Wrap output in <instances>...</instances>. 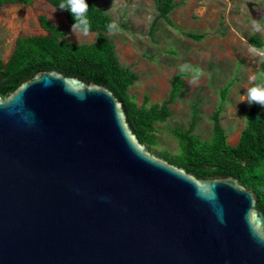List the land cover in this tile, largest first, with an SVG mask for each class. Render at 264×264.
Here are the masks:
<instances>
[{"label":"water","instance_id":"obj_1","mask_svg":"<svg viewBox=\"0 0 264 264\" xmlns=\"http://www.w3.org/2000/svg\"><path fill=\"white\" fill-rule=\"evenodd\" d=\"M258 203L149 154L106 86L39 70L0 97V264H264Z\"/></svg>","mask_w":264,"mask_h":264},{"label":"rangeland","instance_id":"obj_2","mask_svg":"<svg viewBox=\"0 0 264 264\" xmlns=\"http://www.w3.org/2000/svg\"><path fill=\"white\" fill-rule=\"evenodd\" d=\"M98 4L118 21L119 29L106 36L115 46L120 66L137 76L128 95L138 107L167 101L175 76L183 83L181 95L169 106L170 117L156 124L158 145L149 154L171 158L177 153L173 132L189 128L194 104L201 112L194 135L210 140L211 117L226 88L219 119L228 144L237 145L249 110L247 101H241L246 89L264 79V47L255 48L250 42L257 37L264 43V0H175L176 8L169 16L173 26L158 19L155 0H98ZM40 15L62 30L69 43L92 44L96 40V33H72L66 16L44 0L29 7L4 5L0 8V58L4 62L18 37L47 34L40 26ZM253 21L259 22V31ZM185 33L202 38L192 39ZM184 64L203 71L196 84L190 82L191 70L181 71L179 66ZM255 105L264 112V106Z\"/></svg>","mask_w":264,"mask_h":264},{"label":"trees","instance_id":"obj_3","mask_svg":"<svg viewBox=\"0 0 264 264\" xmlns=\"http://www.w3.org/2000/svg\"><path fill=\"white\" fill-rule=\"evenodd\" d=\"M38 0H0V8L9 4L31 6ZM56 10L61 11L72 26L75 22L68 10L58 8L62 0H44ZM87 13L91 23L90 33H96L92 44H75L66 41L65 33L55 27L44 15L38 17L45 36H20L10 58L4 62L0 58V97L5 99L22 82L28 80L39 70H57L67 76H76L98 86H106L119 100H122L128 117L136 130L140 144L148 151L158 145L156 124L164 123L170 117L169 106L181 95L182 81L175 76L169 99L161 105L138 107L128 95V89L134 85L137 76L120 66L112 41L106 36L107 25L112 22L110 15L98 4V0H87ZM158 19L172 25L169 18L176 8L175 0H155ZM153 31V28H152ZM189 38L201 39L202 36L187 34ZM252 46L258 49L264 43L257 37L250 39ZM264 68V61L262 62ZM228 88L221 91V105L213 113L212 136L208 141L194 135L200 110L193 105L192 122L187 130L176 129L173 135L178 143L177 153L173 157L160 156L172 166L183 168L198 179L234 176L242 186L257 195V209L264 214V112L255 103L249 105L245 116V127L237 145L228 144L227 133L222 128L220 113L227 98ZM148 102V100L146 101Z\"/></svg>","mask_w":264,"mask_h":264},{"label":"clouds","instance_id":"obj_4","mask_svg":"<svg viewBox=\"0 0 264 264\" xmlns=\"http://www.w3.org/2000/svg\"><path fill=\"white\" fill-rule=\"evenodd\" d=\"M58 8L60 10H68L74 18V23L71 26V32H79L83 35H88L91 30V23L88 19L87 13L89 10V4L87 0H62ZM253 26L256 31L260 30V24L257 21H253ZM109 32H114L119 29L118 21H112L107 25ZM181 71L191 70L192 77L191 83L196 84L200 77L204 75L203 71L199 68H194L192 65L184 64L179 66ZM255 81L256 77L252 78ZM247 101L249 105L255 103L264 106V79L259 83H253V86L246 89L244 99L241 101Z\"/></svg>","mask_w":264,"mask_h":264}]
</instances>
